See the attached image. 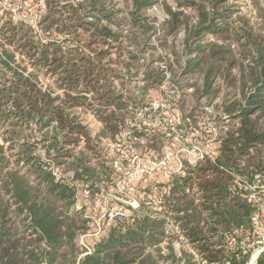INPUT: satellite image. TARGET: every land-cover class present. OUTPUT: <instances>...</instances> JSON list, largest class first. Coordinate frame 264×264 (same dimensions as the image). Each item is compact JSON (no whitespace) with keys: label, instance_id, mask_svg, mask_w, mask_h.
<instances>
[{"label":"trees","instance_id":"obj_1","mask_svg":"<svg viewBox=\"0 0 264 264\" xmlns=\"http://www.w3.org/2000/svg\"><path fill=\"white\" fill-rule=\"evenodd\" d=\"M45 1L40 32L0 20V264H247L228 239L251 220V209L234 194L235 177L264 171L263 2L252 0L253 23L231 0H174L175 6L164 3L169 18L159 27L146 15L152 0ZM179 35L185 73L204 75L199 96L219 93L218 78L238 89L225 96L219 153L184 162V173L160 186H169L161 211L135 209L82 256L77 239L89 225L75 210L73 185L101 181L100 137L116 139L130 107L146 96L127 94V75L155 38L166 47ZM17 54L31 71L17 64ZM160 81L146 70L144 92ZM77 109L103 124L97 139Z\"/></svg>","mask_w":264,"mask_h":264},{"label":"rangeland","instance_id":"obj_2","mask_svg":"<svg viewBox=\"0 0 264 264\" xmlns=\"http://www.w3.org/2000/svg\"><path fill=\"white\" fill-rule=\"evenodd\" d=\"M152 1L154 3L146 10V15L160 27L169 18L164 3L172 6L175 3L174 0ZM261 1L264 5V0ZM230 4L238 15H245L253 23L258 21L252 0H231ZM46 10L45 0H0L2 23L12 21L37 32H40L39 23ZM207 39L212 41L213 37L209 35ZM1 43L0 39V46ZM152 45V51L141 57L138 70L133 69L125 80L127 94L134 99L137 97L139 101L142 94L146 93L144 102L130 107L131 118L116 139H99L104 165L101 181L95 187L77 182L73 185L76 188L75 210H82L89 225L88 231L77 239V244L83 251L82 255L90 249L94 251V247L104 237L106 239L112 226L128 220L134 215L135 209L145 207L151 216L161 211L159 204L169 192V186L160 187L162 183L168 184L173 175L184 173L185 168L183 171L179 170L180 162L193 165L189 159L192 160L195 156L194 150H207L206 145L211 142L212 149L219 151L218 140L222 131L227 129L223 123L226 117L223 103L227 93L238 94V89L228 85L223 78H218L214 88L220 87L219 93L199 96L197 88L203 85L204 75L185 73L187 56L183 52V36L179 35L175 40L169 38L166 47L160 46L155 38ZM173 45L176 53L171 48ZM16 60L22 68H27L26 73L31 71L29 61L22 55L17 54ZM146 70L154 75L159 73L161 81L157 87L144 92ZM42 80L43 85L49 84L48 80ZM76 111L83 123L89 127L92 137L97 139L101 135L103 124L91 113L81 109ZM179 117L182 125L174 128L167 125L169 119ZM137 131L148 133L151 139L138 140L135 134ZM144 169L149 171L144 172ZM55 171L58 177L63 173L61 168H56ZM248 173L235 177L236 187L246 190V187L253 184L256 176H264V171L254 168ZM64 176L72 180L73 174L66 173ZM85 190L90 191L89 196L85 195ZM241 190L234 191V194L241 197L251 209L250 225L235 229L228 244L230 248H236L231 241L234 242L233 239L239 237L245 248H254L257 241L263 238L264 232L260 224L254 226L252 223L258 209L257 204L249 202ZM118 211L125 212L126 216L110 221L109 213ZM169 229L178 232L177 228ZM175 245L177 250L181 249L179 242Z\"/></svg>","mask_w":264,"mask_h":264},{"label":"built area","instance_id":"obj_3","mask_svg":"<svg viewBox=\"0 0 264 264\" xmlns=\"http://www.w3.org/2000/svg\"><path fill=\"white\" fill-rule=\"evenodd\" d=\"M158 107V106H157ZM160 108V107H158ZM168 126L171 127H179L180 125H182V121L179 118L175 119H169L168 121ZM172 128V129H173ZM219 141V140H218ZM220 144V142H219ZM207 150H194L195 152V156L193 157V159H189V162L192 164L197 163L200 160H203L205 158H210L212 160H214L219 151L218 150H214L212 149L213 144L211 142H209L207 145ZM184 168V163L180 162L179 163V170L182 171ZM145 171H149L147 169L143 170ZM169 178V177H168ZM241 190L239 187H237V191ZM241 192H244L246 199L249 202L255 203L257 204V211L254 215V217L252 218V223L253 225H261V228L263 229L264 232V176H256L255 177V181H253V184L249 185L248 187H246V190H241ZM85 195L89 196L90 195V191L89 190H85ZM120 216H126L125 212L122 211H118V212H111L108 215V218L110 221H113L114 219L120 217ZM254 225V226H255ZM239 237H235L233 240L234 242L231 241V244L234 243L236 246H239L240 249L242 250L243 254L245 256L248 257V261L247 264H260V262L262 260H264V236L260 241H257V243L255 244L256 247H251V248H245L243 245L242 240L238 239ZM92 249H90L89 251L85 252L84 255L82 256H86L91 254L93 251H91Z\"/></svg>","mask_w":264,"mask_h":264}]
</instances>
